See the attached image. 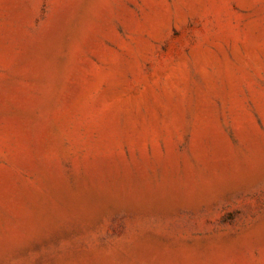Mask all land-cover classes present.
I'll list each match as a JSON object with an SVG mask.
<instances>
[{
  "label": "rangeland",
  "instance_id": "374dc122",
  "mask_svg": "<svg viewBox=\"0 0 264 264\" xmlns=\"http://www.w3.org/2000/svg\"><path fill=\"white\" fill-rule=\"evenodd\" d=\"M0 264H264V0H0Z\"/></svg>",
  "mask_w": 264,
  "mask_h": 264
}]
</instances>
